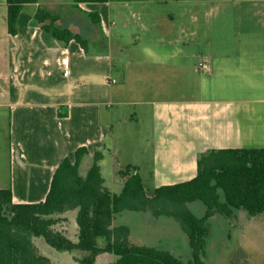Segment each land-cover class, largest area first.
<instances>
[{
	"label": "crops",
	"instance_id": "1",
	"mask_svg": "<svg viewBox=\"0 0 264 264\" xmlns=\"http://www.w3.org/2000/svg\"><path fill=\"white\" fill-rule=\"evenodd\" d=\"M112 3L76 8L70 0H41L24 7L18 34L12 36L6 0H0V113L10 117V180L0 176V189L11 187L17 204L44 202L56 169L66 157L73 158L77 149L87 147V157L106 149L116 116L110 109L129 104L114 88L119 81L112 76L114 59L108 47L117 13ZM38 7L56 13L61 26L99 45L101 51L92 52L89 45L90 54H86L75 41L65 44L44 36L34 19ZM88 13H98L101 24H94ZM257 19L253 30L245 29L248 34L252 30L250 40L230 36L229 41L215 44L213 38L208 43L206 62L211 70L206 87L212 98L140 103L150 107L159 187L195 178L198 157L207 150L264 148V19ZM166 32L172 34V30ZM22 195H27L25 201L17 202ZM63 216L68 222L59 230L76 241V212ZM34 243L53 264L56 254L66 258L43 238Z\"/></svg>",
	"mask_w": 264,
	"mask_h": 264
},
{
	"label": "rangeland",
	"instance_id": "2",
	"mask_svg": "<svg viewBox=\"0 0 264 264\" xmlns=\"http://www.w3.org/2000/svg\"><path fill=\"white\" fill-rule=\"evenodd\" d=\"M133 2L110 4L117 10L113 14L115 24L108 42L109 53L114 59L112 76L119 81L114 88L123 94L122 100L129 102L110 109L116 116L112 120V135L102 151L104 160L100 163L105 185L114 194H119L123 186L118 171L128 165L139 169L150 193L162 183L154 173L150 107L140 103L193 102L212 98L206 87L208 74L199 69L200 62L209 55L208 43L213 38L215 44L229 41L230 36L250 40L256 19L260 16L264 19L263 0ZM81 14L86 16L84 11ZM246 28L252 29L248 31L250 34L245 32ZM168 30H172V34L168 35ZM89 45L92 52L101 51L99 45ZM2 115L0 113V176L9 181L10 117L9 113L5 117ZM93 162V157L85 158L82 175L87 174ZM26 196L17 197V202H24ZM188 208L200 218L206 213V207L200 201L188 204ZM208 224L207 264H264V214L250 217L244 210H235V218L216 215ZM114 226L129 227L133 244L170 251L185 263L192 258L188 236L172 218L123 211L115 216ZM104 244L105 239L100 238L99 245ZM58 253L66 258L54 255L56 264L79 263V259L85 256L79 252ZM96 264H113V256L102 254Z\"/></svg>",
	"mask_w": 264,
	"mask_h": 264
},
{
	"label": "trees",
	"instance_id": "3",
	"mask_svg": "<svg viewBox=\"0 0 264 264\" xmlns=\"http://www.w3.org/2000/svg\"><path fill=\"white\" fill-rule=\"evenodd\" d=\"M41 0H6L8 32L18 34V21L26 5ZM82 4H106L139 0H70ZM100 25L98 13H88ZM44 36L69 44L75 41L90 54L89 41L81 34L59 24L60 17L38 7L35 16ZM90 155L81 147L74 157H66L56 169L44 202L17 204L12 188L0 189V264H53L40 253L34 239L43 238L59 252L83 253L80 264H96L102 254L113 256V264H207L209 220L220 215L235 218V210L250 217L264 214V148L211 149L198 157L197 175L192 180L164 185L150 193L136 166L120 168L122 191L114 194L105 185L100 163L104 153L95 151L93 164L84 176L83 160ZM200 201L206 207L197 217L188 204ZM123 211L151 213L154 217L176 220L188 236L192 258L185 263L170 251L133 244L127 226H114L115 216ZM76 212L77 239L59 230ZM104 238L105 244L99 245Z\"/></svg>",
	"mask_w": 264,
	"mask_h": 264
},
{
	"label": "built area",
	"instance_id": "4",
	"mask_svg": "<svg viewBox=\"0 0 264 264\" xmlns=\"http://www.w3.org/2000/svg\"><path fill=\"white\" fill-rule=\"evenodd\" d=\"M199 69H201L204 72H207V71H210L211 70V67L208 65V63L206 62V60H204V61L200 62ZM64 74L66 76H68L70 74L68 64H66V70H65V73ZM110 82L115 83L116 80H110Z\"/></svg>",
	"mask_w": 264,
	"mask_h": 264
}]
</instances>
